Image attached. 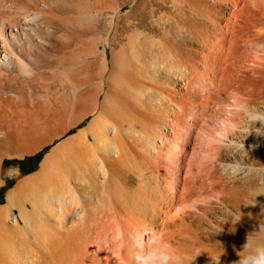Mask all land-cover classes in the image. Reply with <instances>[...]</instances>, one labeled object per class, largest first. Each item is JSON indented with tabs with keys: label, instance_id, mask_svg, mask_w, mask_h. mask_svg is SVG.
<instances>
[{
	"label": "bare ground",
	"instance_id": "obj_1",
	"mask_svg": "<svg viewBox=\"0 0 264 264\" xmlns=\"http://www.w3.org/2000/svg\"><path fill=\"white\" fill-rule=\"evenodd\" d=\"M30 1L35 9L0 0V169L92 112H72L90 99L84 65L55 76L57 86L41 73L33 51L47 49L53 6ZM172 3L180 38H164L161 59L145 71L126 66L118 80L122 71L95 43L102 64L89 61L90 75L100 73L89 92L94 110L104 97L102 111L9 192L0 264H138L162 242L188 258L199 253L192 264H237L247 240L264 239V0ZM87 9L64 23L83 27Z\"/></svg>",
	"mask_w": 264,
	"mask_h": 264
},
{
	"label": "rangeland",
	"instance_id": "obj_2",
	"mask_svg": "<svg viewBox=\"0 0 264 264\" xmlns=\"http://www.w3.org/2000/svg\"><path fill=\"white\" fill-rule=\"evenodd\" d=\"M29 1L30 0H27V1L22 0V3L23 4L25 3V6H27V7H31V8L33 7V9H35L37 7V5H36L37 2L35 4H33L34 1H30V2ZM57 1H58V3H56ZM172 2H173V0H163V1L162 0H72V3H71V0H69V1L68 0H63V1L62 0H51V4L53 7H52V19H51L50 25L52 27L54 25V29L50 26L52 34H50L48 36L49 44L47 45V49L43 48L44 49L43 50L42 48H39V49H36L35 51H33L34 52L33 54H35L36 60L37 61L39 60L38 64L41 63V64H39V67L41 68V73H43V75L45 77H47L48 79L51 77L50 79L53 80V81L52 80L50 81V79H49V86L53 85V84H54V86H57L56 85L57 84V78L56 77L63 75L62 73L65 74L67 72H69V73L76 72L80 68H83V67H81V65L85 66V68H83L84 72L88 73V71H89L88 68L90 66L89 61H91V60L93 61V59L94 60L99 59L100 60L99 64L100 63L102 64V60L99 57L100 56L99 53L100 54L104 53L107 56V58L109 59V61L110 62L112 61L115 69L117 70L116 71L114 69V72L116 74H118L122 71V73L118 74L117 76H114V77L118 78V80L121 79L120 76L124 75L123 74L124 71L122 69L124 67L126 68V66H128L126 68L127 70L130 68L131 65L132 66H135V65L138 66V69L140 72L143 71L144 69L146 70V68L150 67L152 62L154 60L156 61L158 57H159L158 59H161V57H160L161 53H162L161 49H163V48L160 47V44H162L163 42L166 43L165 40L167 38H170L169 36L171 33H172L171 34L172 38H170V40L171 39L173 40L175 37L180 38V36H179V34L181 33L180 28L177 25L171 27L172 24L174 25V22H175L172 19L173 18L172 16H174V14L173 15L170 14V12H172V10H171L172 5H173ZM118 5H119V7H117ZM79 6L80 7L82 6L84 10L82 8H78ZM87 7L89 8V11L95 15V17L94 18L91 17L92 14L90 13L91 14L89 16L90 18L88 17V18L83 20V22L81 24V26H83V27H78L79 31L77 28L70 29L64 23L63 19H69L70 17L71 18L73 17V19L76 18L74 16L79 15L80 10H82L83 12L87 11L88 10ZM91 7H94L93 9L95 11ZM77 8H78V10H77ZM97 9H98V11H97ZM162 11H164V12H162ZM153 12H154V14H153ZM86 13H88V11ZM168 13L170 16H168ZM94 15H92V16H94ZM113 15H114V17H113ZM55 16H56V18H55ZM66 17H68V18H66ZM160 18H162V19H160ZM168 20L169 21L171 20L172 22H170V24H168L169 23ZM86 22H88V23H86ZM169 28H170V33H168V36L166 37L165 35L167 34V32H169V31H167V29H169ZM171 28L174 30H172ZM60 30H62V31H60ZM75 31L78 33H75ZM59 33H61V34H59ZM51 35H53V36H51ZM62 35L69 36L70 38L66 37L63 39V38H61ZM80 36L82 38V42H81ZM95 36H98V37H95ZM76 38H78L80 40H78ZM86 38H88V39H86ZM94 38L98 39V41L95 40ZM164 38H166V39H164ZM90 39L92 41L94 40L95 42L93 43L92 41H90ZM111 39H113V40H111ZM175 39H177V38H175ZM64 40H66V41H64ZM73 40L75 42H73ZM84 40H86L88 42H86ZM60 41H61V43H60ZM92 43H93V45H90ZM95 43H96V46L98 44L101 45V47H102L100 50L101 52L99 51V53H97L95 51V47H96ZM165 43H163V44L165 45ZM82 44H84V45H82ZM154 45H156V48ZM91 46H94V47H91ZM153 46H154V48H153ZM150 47H152L153 53H155L157 51L156 52L157 55H155L156 53L155 54L151 53L152 51L150 50ZM157 47L159 48L160 51H158ZM55 48H57V49H55ZM61 48H62V50H61ZM85 48H88V49H86V51H85ZM132 49H133V51H132ZM154 49H155V52H154ZM73 50L75 51L74 53H73ZM148 50L151 52H149ZM70 51H71V53H70ZM52 52H54V53H52ZM38 55H40V56H38ZM58 55L60 56V58L58 57L59 59L56 58V56H58ZM65 55H66V57H65ZM71 55L73 57H71ZM64 57H65V60L63 59ZM144 58H146V59L144 60ZM178 58L180 60H182L180 57H178ZM56 60H58V62ZM59 61L60 62L63 61V62H65V64H63V62H61L63 65L62 64L60 65ZM146 61L147 62L150 61V63H146ZM155 61H154V63H156ZM52 63H53V66H52ZM88 63H89V65H88ZM55 64H56V66H55ZM57 65H58V67H57ZM59 65H60V68H59ZM118 65L121 68V70L119 67H117ZM86 66H87V69H86ZM99 66L102 68L101 65H99ZM99 69L100 68L98 67V70ZM65 70L67 72H65ZM127 70L125 72H131L130 70L129 71H127ZM92 72L93 73L95 72L97 74V76H100V73H98V71H92ZM114 72H113V74H115ZM58 73H60V74H58ZM85 73H83L84 75L82 74L85 77L81 76V80H84V82H85L87 79V81L85 83L84 82L83 83H84V86L86 85L87 87L86 86L85 87L88 89L84 91V89H86L84 87V89H83L84 93L83 94L85 96L87 94L86 92L88 91L89 94H87V99H89V98L90 99L88 101V100H85V98L84 99L82 98L84 103L82 102L81 98H80L81 100L78 99V102L73 106L72 112H73V115L83 114L90 109H92V112L80 124H78L77 126L72 128L70 131L64 133L60 137L56 138L55 140L50 142L48 145H46L42 149H40L34 153H31V154H25L24 156L13 155L10 157H6L4 159L5 161L2 164L1 169H0V190L2 188H4L5 194L0 195V206H5L8 203L7 197L9 195V192L14 187H16L22 180L28 178V176H30L31 174L36 173L42 169L43 163L49 157V155L51 154L52 150L55 147L60 145L62 142H64V140L69 138L74 133L78 132L83 127L88 126L91 123V121L97 115H99V113L102 111L104 97H103V99H100L98 108L96 110H94L95 103L92 102L94 100H92L93 96L90 94L91 91L89 92L90 89H93L95 87L94 86L95 84L99 83V81H96V79L97 80H99V79L97 76H95L96 75L95 73H94V75L93 74L90 75V71L88 74H85ZM52 74H53V76H52ZM91 77L94 78L93 80L95 83L92 81ZM124 78H125V76H124ZM122 79H123V77H122ZM89 80L91 82H89ZM91 83H92V85L94 84L93 87L88 86L89 84L91 86ZM54 86H51V87H54ZM51 87H50V89H51ZM68 93H69V91H67V93H64V95H65L64 97H65V99L67 98V100H68V96L70 97V95H68ZM89 95H91V97H89ZM90 100H92V101H90ZM85 102H87L88 105ZM63 123H64L63 121L57 123V125L55 127L50 128L49 131H47L45 133V135L47 133H50V132L54 133L56 131H59L62 128ZM157 132H158V130H157ZM191 148H192V146L188 147V150L192 151ZM39 153H41V154L39 156L35 157ZM29 156H33L34 159L27 166V171L33 169L34 167H37V170L33 173L26 174V172H24L21 169L20 163L23 159H25L26 157H29ZM38 160L40 162H38ZM54 179L56 180L55 177H54ZM18 213H19V211H18V207H17L15 209L11 210L10 212H8L7 214L10 216H14Z\"/></svg>",
	"mask_w": 264,
	"mask_h": 264
},
{
	"label": "clouds",
	"instance_id": "obj_3",
	"mask_svg": "<svg viewBox=\"0 0 264 264\" xmlns=\"http://www.w3.org/2000/svg\"><path fill=\"white\" fill-rule=\"evenodd\" d=\"M261 194H264V191L258 193V195ZM243 249L245 255L240 257L237 264H264V239L257 242L247 240ZM140 255L142 258L138 264H192V261L199 253L195 254L194 258H188L175 252L170 246L162 242L147 252L142 251Z\"/></svg>",
	"mask_w": 264,
	"mask_h": 264
},
{
	"label": "trees",
	"instance_id": "obj_4",
	"mask_svg": "<svg viewBox=\"0 0 264 264\" xmlns=\"http://www.w3.org/2000/svg\"><path fill=\"white\" fill-rule=\"evenodd\" d=\"M40 154H41V153H39V154L36 155L35 157L39 156ZM33 159H34L33 156H29V157H26L25 159H23V160L21 161V163H20V167H21V169H22L24 172H26V174L33 173V172H35V171L37 170V167H34L33 169L27 171V166L32 162ZM4 161H5V160H4ZM38 162H40V161L38 160ZM3 163H4V162H3ZM4 194H5V189L2 188V189L0 190V195H4Z\"/></svg>",
	"mask_w": 264,
	"mask_h": 264
}]
</instances>
